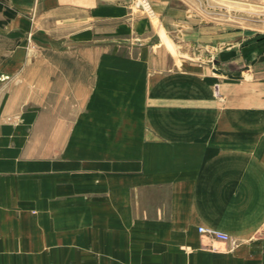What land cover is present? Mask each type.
<instances>
[{
    "label": "crops",
    "instance_id": "crops-1",
    "mask_svg": "<svg viewBox=\"0 0 264 264\" xmlns=\"http://www.w3.org/2000/svg\"><path fill=\"white\" fill-rule=\"evenodd\" d=\"M196 1L0 0V264H264V38L204 78Z\"/></svg>",
    "mask_w": 264,
    "mask_h": 264
},
{
    "label": "rangeland",
    "instance_id": "rangeland-1",
    "mask_svg": "<svg viewBox=\"0 0 264 264\" xmlns=\"http://www.w3.org/2000/svg\"><path fill=\"white\" fill-rule=\"evenodd\" d=\"M112 1L140 10L149 17L154 15L148 0ZM190 7L186 11L187 20L183 23L186 25L184 32L191 33L190 37L182 38L181 41L177 37L169 40L162 36L159 27L157 32L160 36L156 38L167 49L171 60L186 59L198 63L203 71L200 75L204 78L212 76L213 53L221 46L217 43L240 39L249 42L264 38V0H198ZM153 23L157 28V22L154 20ZM193 42L196 45L190 46ZM223 80L225 75L220 74L219 83ZM218 98L219 107L223 108L225 101L222 94ZM44 249L46 256H50V248Z\"/></svg>",
    "mask_w": 264,
    "mask_h": 264
},
{
    "label": "built area",
    "instance_id": "built-area-1",
    "mask_svg": "<svg viewBox=\"0 0 264 264\" xmlns=\"http://www.w3.org/2000/svg\"><path fill=\"white\" fill-rule=\"evenodd\" d=\"M197 231L207 237L219 240V241H228L229 237L227 236V234L217 231V230H213L210 228H203V227H197Z\"/></svg>",
    "mask_w": 264,
    "mask_h": 264
}]
</instances>
